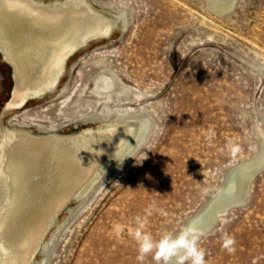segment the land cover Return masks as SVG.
<instances>
[{
	"label": "rangeland",
	"instance_id": "1",
	"mask_svg": "<svg viewBox=\"0 0 264 264\" xmlns=\"http://www.w3.org/2000/svg\"><path fill=\"white\" fill-rule=\"evenodd\" d=\"M88 1L107 16L114 15L107 7L125 10L127 25L117 21L107 36L88 41L52 90L7 112L11 68L0 55V129L14 118L10 126L76 134L102 118L139 115L151 127L124 165L109 163L84 204L73 198L54 216L30 264H141L130 235L136 217H147L155 239L178 233L229 170L264 147V0H235L222 14L209 0ZM108 69L131 91L101 103L91 91ZM229 140L241 149L236 157L225 150ZM56 230L50 253H42ZM225 233L236 241L234 254L221 246ZM199 246L207 264H264V172L245 204L221 217ZM143 264L156 261L148 256Z\"/></svg>",
	"mask_w": 264,
	"mask_h": 264
},
{
	"label": "bare ground",
	"instance_id": "2",
	"mask_svg": "<svg viewBox=\"0 0 264 264\" xmlns=\"http://www.w3.org/2000/svg\"><path fill=\"white\" fill-rule=\"evenodd\" d=\"M234 2L209 0L210 8L220 14L233 9ZM108 8L114 10L113 16L104 15L88 0H0V51L13 67L15 84L4 111L45 95L57 85L66 61L80 47L107 36L117 21L122 28L127 25L125 10ZM119 82L108 69L91 93L101 103L123 98L131 88L120 82V90ZM13 119L0 129V243L7 252L6 264H30L54 216L72 198H81L84 204L109 163L124 165L143 145L151 126L141 115L112 116L99 120L96 128L57 134L10 126ZM259 167H264L262 142L259 154L233 166L219 191L185 227L213 228L229 213L230 204L248 198L250 177ZM54 234L57 230L43 244L42 253L45 249L50 253Z\"/></svg>",
	"mask_w": 264,
	"mask_h": 264
},
{
	"label": "clouds",
	"instance_id": "3",
	"mask_svg": "<svg viewBox=\"0 0 264 264\" xmlns=\"http://www.w3.org/2000/svg\"><path fill=\"white\" fill-rule=\"evenodd\" d=\"M215 136V132L209 130L207 139ZM225 150L232 156L240 152V147L234 141L229 140L225 145ZM155 206L149 207L147 216L152 214V209ZM162 211V210H161ZM134 227L130 231V235L135 240L138 246L137 260L143 264L146 257L152 256L156 264H207L205 251L199 246V241L204 235L202 231L192 226H186L176 234L167 233L161 238L155 239L151 233L146 231L147 217H136ZM117 232L122 231L118 226ZM236 241L234 237L225 233L222 237V248L229 254L236 252ZM0 252L4 255L0 256V264H6L5 257L7 252L2 243H0Z\"/></svg>",
	"mask_w": 264,
	"mask_h": 264
},
{
	"label": "water",
	"instance_id": "4",
	"mask_svg": "<svg viewBox=\"0 0 264 264\" xmlns=\"http://www.w3.org/2000/svg\"><path fill=\"white\" fill-rule=\"evenodd\" d=\"M215 12V11H214ZM216 13H218V12H216ZM220 14V13H219ZM0 55H1V57L3 58V60L10 66V68H11V77H12V87H11V91H10V97H11V95H12V89H13V86H14V74H13V67H12V65L10 64V62H8L5 58H4V56H3V54H2V52L0 51ZM10 97H9V99H10ZM264 172V167H259V168H256L253 172H252V175H251V177H250V184H251V182L255 179V177H257L258 175H260L261 173H263ZM73 199V198H72ZM246 200H247V197L244 199V201L243 202H241V203H232V204H230L229 206H228V211L229 210H231V209H233V208H237V207H240V206H242V205H244L245 204V202H246ZM216 225V224H215ZM215 227V226H214ZM213 227V228H214ZM212 227L210 228V229H208V230H204V231H202L203 232V234L205 235V234H207L208 232H210L212 229H213Z\"/></svg>",
	"mask_w": 264,
	"mask_h": 264
}]
</instances>
